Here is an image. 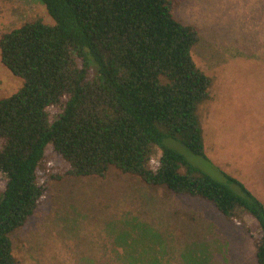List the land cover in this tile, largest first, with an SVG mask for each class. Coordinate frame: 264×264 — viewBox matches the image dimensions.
I'll return each instance as SVG.
<instances>
[{
	"label": "trees",
	"instance_id": "1",
	"mask_svg": "<svg viewBox=\"0 0 264 264\" xmlns=\"http://www.w3.org/2000/svg\"><path fill=\"white\" fill-rule=\"evenodd\" d=\"M38 1L52 23L35 18L0 37L1 63L23 80L0 99V264H17L11 235L47 195L48 145L63 175L103 178L114 167L204 201L232 224L248 214L264 264L263 205L236 179L197 172L163 144L178 138L207 160L198 107L211 80L193 61L199 30L177 19L179 0Z\"/></svg>",
	"mask_w": 264,
	"mask_h": 264
},
{
	"label": "rangeland",
	"instance_id": "2",
	"mask_svg": "<svg viewBox=\"0 0 264 264\" xmlns=\"http://www.w3.org/2000/svg\"><path fill=\"white\" fill-rule=\"evenodd\" d=\"M174 13L198 28L191 54L211 80L198 107L207 160L178 138L165 136L163 144L197 172L236 179L264 207V0H179ZM35 18L52 23L38 0H0V37ZM22 85L0 60V99ZM42 166L53 177L41 205L11 235L17 264H143L157 256L161 264H257L246 213L232 224L204 201L114 167L103 178L63 175L51 145Z\"/></svg>",
	"mask_w": 264,
	"mask_h": 264
}]
</instances>
